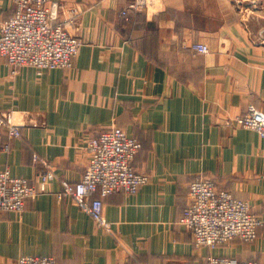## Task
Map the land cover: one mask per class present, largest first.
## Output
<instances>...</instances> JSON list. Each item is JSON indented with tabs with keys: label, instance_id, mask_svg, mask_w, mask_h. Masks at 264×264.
Wrapping results in <instances>:
<instances>
[{
	"label": "crops",
	"instance_id": "0c3cea01",
	"mask_svg": "<svg viewBox=\"0 0 264 264\" xmlns=\"http://www.w3.org/2000/svg\"><path fill=\"white\" fill-rule=\"evenodd\" d=\"M56 1V23L70 19L83 43L73 68L11 74L0 59V115L21 133L0 128V171L31 183L55 174L23 212H0V264H264V138L230 123L249 107L264 113V0H148L126 16L133 0ZM13 12L0 0V24ZM113 127L140 142L133 167L148 182L134 195L97 194L106 232L58 194L61 181L81 180L88 140ZM198 177L250 205L261 220L254 242L194 245L180 218Z\"/></svg>",
	"mask_w": 264,
	"mask_h": 264
},
{
	"label": "built area",
	"instance_id": "2783aa9c",
	"mask_svg": "<svg viewBox=\"0 0 264 264\" xmlns=\"http://www.w3.org/2000/svg\"><path fill=\"white\" fill-rule=\"evenodd\" d=\"M14 12L0 24V59L4 60L11 74L29 67L38 75L51 70H70L74 66L82 41L66 29L70 19L56 23L59 3L56 0H11ZM148 0H133L128 10L141 11ZM69 14L75 19L79 12L71 8ZM198 54H208L204 44H194ZM264 138V113L249 107L247 112L231 122ZM0 128L8 135L19 138L21 133L10 115H0ZM141 144L122 129L113 127L90 138L86 143L87 164L79 182L61 181L59 198L70 197L76 206L91 217L95 224L111 231L102 213V200L98 197L114 193L134 195L147 184L148 176L138 173L133 161ZM33 160L36 162L37 157ZM55 178L49 167L40 174L35 183L15 177L8 168L0 171V212H23L28 200H35L46 192V185ZM264 179V174L261 176ZM188 206L180 224L193 234L194 245L216 249L233 240L252 243L257 238L261 220L253 214L250 205L236 199L226 190L202 177L192 181L188 188ZM16 264H58L52 256H22ZM199 264H260L254 261H238L231 257L212 256Z\"/></svg>",
	"mask_w": 264,
	"mask_h": 264
}]
</instances>
